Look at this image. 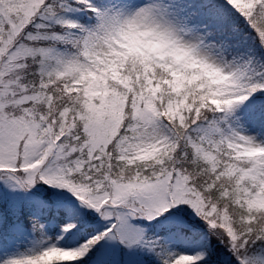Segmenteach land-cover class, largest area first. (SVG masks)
I'll use <instances>...</instances> for the list:
<instances>
[{"label": "snow or ice", "instance_id": "6c2138e0", "mask_svg": "<svg viewBox=\"0 0 264 264\" xmlns=\"http://www.w3.org/2000/svg\"><path fill=\"white\" fill-rule=\"evenodd\" d=\"M0 264H264V0H0Z\"/></svg>", "mask_w": 264, "mask_h": 264}]
</instances>
